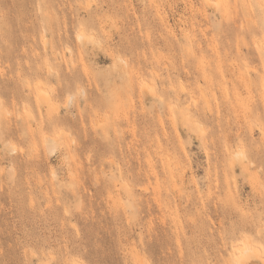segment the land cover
Returning <instances> with one entry per match:
<instances>
[{
  "label": "rangeland",
  "instance_id": "374dc122",
  "mask_svg": "<svg viewBox=\"0 0 264 264\" xmlns=\"http://www.w3.org/2000/svg\"><path fill=\"white\" fill-rule=\"evenodd\" d=\"M244 239L264 264V0H0V264Z\"/></svg>",
  "mask_w": 264,
  "mask_h": 264
},
{
  "label": "bare ground",
  "instance_id": "6f19581e",
  "mask_svg": "<svg viewBox=\"0 0 264 264\" xmlns=\"http://www.w3.org/2000/svg\"><path fill=\"white\" fill-rule=\"evenodd\" d=\"M77 38L79 40H83L85 39V35L80 32L78 35H77ZM142 86L143 87H146V84L145 82H142ZM46 143V142H45ZM226 149V148H225ZM206 154V153H205ZM239 155V154H238ZM237 155V156H238ZM235 157V156H234ZM239 157V156H238ZM256 252V248L253 247L248 241H246L245 239L242 240L240 242V244H237L233 249H232V260H233V264H241V262L244 260L245 262V259L249 260V258H251V255L255 254ZM258 256V253L256 254ZM255 255V256H256ZM255 256H252V258H257ZM260 259V258H259ZM250 261V260H249Z\"/></svg>",
  "mask_w": 264,
  "mask_h": 264
}]
</instances>
